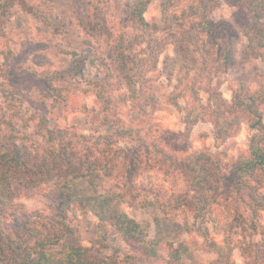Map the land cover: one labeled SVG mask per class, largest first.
<instances>
[{
    "label": "trees",
    "instance_id": "trees-1",
    "mask_svg": "<svg viewBox=\"0 0 264 264\" xmlns=\"http://www.w3.org/2000/svg\"><path fill=\"white\" fill-rule=\"evenodd\" d=\"M150 1L134 0L129 6L128 19L136 33L126 43L121 27L118 26L112 32L108 30L105 17L108 0H86L88 19L83 29L89 37L84 42L87 50L74 60L70 68L66 66L59 70V75L54 70L60 82L66 80L63 77L67 74L70 77L81 76L88 64L103 74L105 82L101 83L102 88L97 96L103 106L104 118L100 123L109 131L107 134L89 136L80 133L78 137L67 134V140L62 135L51 136L54 131L47 128L48 109L43 100L24 98L21 91L24 86L18 81L10 83V89L0 90V98L3 99V102L0 100V133L3 132L0 137V259H5L7 254L9 258L21 257L22 264H52L55 260L65 264H103V258L95 254L92 246L84 245L83 241L95 245L98 239L105 237L110 227L127 246L137 252L136 257L142 263L151 264L162 260L164 264H185V255L195 250L213 251L221 255V244L212 240L201 243L197 238L199 234L206 233L203 229L208 231V224L219 230L246 223L251 230L264 237V225L256 218L259 211H264V199L258 196V189L264 186V139L251 138L246 153L232 158L227 171L214 178L204 166V161L211 156L208 150L193 151L188 157L181 158L167 146L173 133L154 129L149 98L158 79L160 55L170 41L167 35L156 33L155 26L146 20L145 11ZM224 1L236 3V0ZM206 5L208 0H193L192 8L197 15L183 25V32L188 38L179 45L174 44L175 49H181V53L177 51L175 58L170 59L173 69L177 64L185 65L186 60L197 61L199 65L191 75L179 74L173 92L178 91V97L184 99L183 110L187 114L200 111L202 119L211 125L216 144H220L237 136L244 123L253 130H264V93L235 92L229 104L219 98L217 107L209 99L203 103L200 90L208 88L205 86L208 84L197 79L210 63H214L215 58L223 59L224 68L228 60L223 48L226 45L224 37L218 40L219 24L206 16ZM249 5L254 18L258 19V12L264 2H250ZM15 6L32 13L37 20L51 24L53 10L41 6L36 0H0V17H10V10ZM167 6L165 3V19ZM245 34L249 40V51H260L264 42V23L255 20V26L249 32L245 31ZM25 37L28 36L25 34ZM110 38H113L114 44L113 61L109 64L105 60L102 44L110 41ZM126 45H140L147 51L140 64L132 67L128 65L132 59L124 54ZM3 46L10 59H16L19 67L32 54L48 47L31 42L28 38H25L20 50L14 52L16 54L11 52L6 39L3 40ZM221 47L223 52L218 53ZM38 58L43 64L48 62L41 53ZM12 68L16 69L15 66L9 68L6 74L9 78L14 76ZM117 75L127 82V98L136 121L131 125L113 113L116 110L113 90ZM62 89L61 84L48 80L49 94H59ZM90 91L86 93L91 94ZM213 91L215 93L214 88ZM172 94L164 96V101L170 103L168 96ZM79 105L77 110L89 113L85 101H80ZM15 108L27 112L33 122L38 120L37 133L46 137L47 147L37 151V154L18 144L14 118L19 110ZM125 137L131 144H118ZM153 162V167L168 178L165 180L168 188L159 189L153 204L168 215L170 221L159 223L162 231L159 238L147 239L144 226L120 207L118 198L121 194L108 191L103 196L98 193V189L112 179L123 183L126 189H138V172L142 166L149 169L147 167H151ZM260 173L263 175L258 178ZM16 183L39 187L40 190L46 187V196L58 202L60 209L45 220H40L36 211H27L22 204V207L16 205L9 217L8 203H12ZM45 183L47 185L43 187ZM128 193L133 199L138 195L131 194V190ZM91 214L98 217V222L92 220ZM190 214H193L192 220ZM20 216L21 220L18 218ZM73 218L77 227L69 224ZM185 233H190L192 237L178 238ZM61 242L62 247L55 250L54 246Z\"/></svg>",
    "mask_w": 264,
    "mask_h": 264
},
{
    "label": "rangeland",
    "instance_id": "rangeland-1",
    "mask_svg": "<svg viewBox=\"0 0 264 264\" xmlns=\"http://www.w3.org/2000/svg\"><path fill=\"white\" fill-rule=\"evenodd\" d=\"M133 1L108 0L109 7L105 15L109 32L116 30L118 26L121 27L126 43L136 33L128 19V8ZM36 2L53 10L50 25L37 20L32 13L25 11L20 6L11 8L10 17H0V90L10 89V83L18 81L22 82L24 86L21 89L24 98L43 100L48 109L49 127H46L54 131L51 136L62 135L64 140H67V134L68 136L75 134L76 137L80 133L89 136L107 134L109 131L100 123L104 115L103 106L99 103L97 96V92L102 88L101 83L105 82L103 74L90 64L85 66V71L81 76L70 77L71 75L67 74L63 77L66 80L62 82L57 81L60 77H56V73H54L56 70L59 75V70L66 66L70 68L74 64V60L87 50L84 42L89 37L83 29V24L88 19L86 0H36ZM250 2L258 4L264 0H236L235 4H228L224 0H208L206 16L218 22V34L220 35L218 40H222L224 37L226 45L222 44V46L225 48L228 60L227 66L224 68L222 66L223 59L215 58L217 61L214 60L213 64L210 63L204 74L197 79L208 84L205 85L208 87L205 89L208 92L200 90L203 103L209 99L212 105L217 107L219 98L229 104L235 92L241 94L264 93V42L260 51H249L247 48L249 40L245 34V31L249 32L250 28L255 26V20L264 23V6L260 7L259 18L256 19L249 8ZM165 3L168 4L166 19L163 12ZM192 6L193 0H151L145 11V18L155 26V32L159 35H167V39L170 41L160 55L157 69L158 79L152 96L149 98L148 106L153 114L154 129L169 130L173 133L167 141L171 152L181 158H186L193 151L208 150L211 156L204 161V166L206 171L216 178L227 171L232 158L246 153L251 138L264 139V130H253L244 123L237 136L216 144L211 125L202 119L200 111L195 110L191 114H187L183 110L185 101L178 97V91L173 92V90L176 89L179 74L191 75L199 64L197 61L186 60L185 65L177 64L173 69L170 59L175 58L177 51L181 53V49H175L174 44L179 45L185 38H188V35L183 32V25L197 15ZM25 34L28 37H25ZM25 38L31 42L46 44L48 47L32 54L19 67L16 59L13 57L10 59L4 49L3 40L6 39L10 43L11 52L14 53L20 50ZM113 44V38L102 44L105 60L109 64L113 61ZM126 47L124 54L129 55L132 59V62L128 64L130 67L137 63L140 64L147 55V51L140 45L133 47L126 45ZM221 51L223 52L222 47L218 53ZM40 53L46 56L47 63L43 64L38 58ZM13 66L16 68L15 70L12 68L14 76L9 78L6 74ZM151 74H156V72ZM49 79L52 83L61 84L63 87L62 92H59L60 96L59 94H49ZM87 90H91V94H87ZM128 93L126 80L120 75L115 76L113 102L116 110L113 113L127 125H131L136 121L128 102ZM167 94H172L168 96L170 103L163 99ZM0 100L3 102L2 98ZM80 101L86 102L89 113L76 109L80 106ZM24 110H19L14 118L18 144L24 145L20 147L27 148L30 152H40L47 147L46 137L37 133L38 120L33 122ZM1 136H3V132L0 133ZM127 142L131 144L128 137H125L118 141V144H127ZM104 145L107 144L104 143ZM153 164L154 162L151 167H147L149 169L141 167L136 179L138 189H126L123 183H117L115 179L107 181L102 188L98 189V193L103 196L108 194V191L121 194L118 198L120 207L144 226V234L147 239L159 238L162 234L159 223L161 221L169 223L170 221L169 216L153 204L155 194L160 191L159 189L166 190L168 188L165 181L168 179L167 176L156 170ZM262 175L258 174V178H261ZM261 180L263 181V179ZM46 185L47 183L43 184V187ZM13 190L12 203H8L9 208L7 209L10 212L9 217L12 216L16 205L22 207V204L25 210L36 211L40 220H45L52 212L60 209L58 202L46 196V187L40 190L39 187L16 183ZM130 190L131 194H138L135 199L129 195ZM258 194L259 198L264 199V186L258 189ZM147 200H150L151 203ZM21 209L19 208V210ZM192 215L190 214V220H192ZM18 218L21 220L22 217ZM91 218L94 222L99 220L94 214H91ZM256 218L260 224L264 225V211H259ZM69 224L72 227H77L74 218ZM58 226L56 227L58 228ZM203 232L206 233L199 234L198 240L201 243L204 240H212L221 244L223 247L221 255L213 251H191L185 255V264H264V237L251 230L246 223H239L230 229L222 227L219 230L214 225L208 224V231L203 229ZM165 234L167 233L165 232ZM191 237L190 233L178 236L181 240ZM83 244L92 246L95 254L103 258V264H151L142 263L136 257L137 252L127 246L112 227L109 228L103 239H98L95 245H91L85 240ZM62 245L63 242L54 246L55 250H59ZM21 260V257L9 258L6 254L5 259H0V264H22ZM52 264L65 263L55 260ZM154 264H164V260Z\"/></svg>",
    "mask_w": 264,
    "mask_h": 264
}]
</instances>
